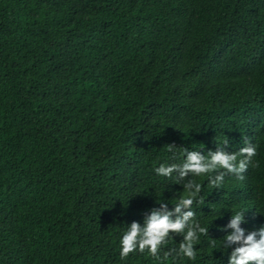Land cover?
<instances>
[{"label":"trees","instance_id":"1","mask_svg":"<svg viewBox=\"0 0 264 264\" xmlns=\"http://www.w3.org/2000/svg\"><path fill=\"white\" fill-rule=\"evenodd\" d=\"M246 144L219 187L154 171ZM191 179L207 231L160 264H228L232 214L264 226V0H0V264H157L119 238Z\"/></svg>","mask_w":264,"mask_h":264},{"label":"clouds","instance_id":"2","mask_svg":"<svg viewBox=\"0 0 264 264\" xmlns=\"http://www.w3.org/2000/svg\"><path fill=\"white\" fill-rule=\"evenodd\" d=\"M227 139L223 143H227ZM171 147V144H169ZM185 152V150H184ZM257 149L252 144H246L239 148L238 152H227L223 150L210 151L207 156L198 151H187L181 163L164 164L161 163L154 169L155 173L164 177H172L178 180L188 173L193 177L202 175L208 176L210 186L219 187L224 182V172L234 173L238 178L243 179V171L252 163V158L256 155ZM224 171L211 178L215 170ZM178 170L179 176H173L172 173ZM201 190V184L193 179L185 185V195L181 197L172 211L180 213L175 219L171 218V212L159 211L153 209L144 218L143 224L133 221L122 232L119 238V255L121 258L127 257L130 252H140L151 256L157 264L161 262L159 252L163 244L168 243L169 231L183 233V240L177 247L180 257H186L189 260H195L197 250L194 245L200 239L201 234H205L207 228L196 220H191L194 213L190 208L193 201L201 202L198 194ZM181 208L189 209L181 213ZM244 219L243 212L236 211L232 214L228 227L232 229L224 239L229 242H238L228 256V264H249L254 261L255 264H264V226L256 231L248 232L241 228L240 222ZM216 247L215 242H211ZM169 257L168 253L163 254L164 260ZM175 259V257H173Z\"/></svg>","mask_w":264,"mask_h":264}]
</instances>
